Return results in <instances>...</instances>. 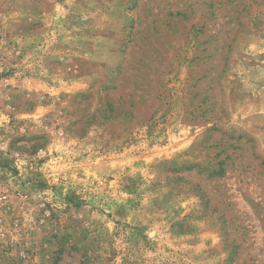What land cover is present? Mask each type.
Here are the masks:
<instances>
[{
  "label": "rangeland",
  "instance_id": "374dc122",
  "mask_svg": "<svg viewBox=\"0 0 264 264\" xmlns=\"http://www.w3.org/2000/svg\"><path fill=\"white\" fill-rule=\"evenodd\" d=\"M0 264H264V0H0Z\"/></svg>",
  "mask_w": 264,
  "mask_h": 264
},
{
  "label": "trees",
  "instance_id": "16d2710c",
  "mask_svg": "<svg viewBox=\"0 0 264 264\" xmlns=\"http://www.w3.org/2000/svg\"><path fill=\"white\" fill-rule=\"evenodd\" d=\"M222 164H223L222 161L217 162V167L215 169H212V171H210V175H223L224 168Z\"/></svg>",
  "mask_w": 264,
  "mask_h": 264
}]
</instances>
